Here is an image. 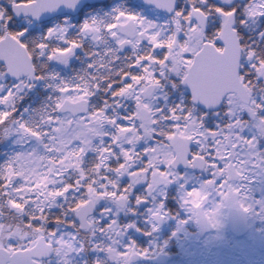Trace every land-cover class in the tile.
Returning a JSON list of instances; mask_svg holds the SVG:
<instances>
[{"label": "snow or ice", "instance_id": "6c2138e0", "mask_svg": "<svg viewBox=\"0 0 264 264\" xmlns=\"http://www.w3.org/2000/svg\"><path fill=\"white\" fill-rule=\"evenodd\" d=\"M140 4L0 0V143L20 146L0 164V264H137L153 253L121 214L145 208L152 236L173 186L204 227L264 219L247 187L264 179V0ZM38 84L51 94L17 118Z\"/></svg>", "mask_w": 264, "mask_h": 264}, {"label": "rangeland", "instance_id": "374dc122", "mask_svg": "<svg viewBox=\"0 0 264 264\" xmlns=\"http://www.w3.org/2000/svg\"><path fill=\"white\" fill-rule=\"evenodd\" d=\"M73 65H75L74 61ZM82 67L80 66V68ZM72 69L56 66V70L60 71L64 77H71L74 74V71H70ZM32 114L27 115L25 120L29 119ZM19 148L20 146L15 144L14 137L11 144L1 149L0 164L5 163ZM263 182L264 179L258 178L254 183L247 185L252 201H264V184H261ZM184 213L187 215V220L193 222L190 227H196L199 233L189 236L183 227L174 224L175 235L172 236L176 238L179 252L177 253L178 257L167 264H264V219L261 217L248 216V233L242 238L235 239L227 231L226 209L222 211L220 217L221 226L212 228L209 233H204L199 224L190 219L186 212ZM168 225L170 224L163 225L159 231H164ZM159 253H154L149 257H154Z\"/></svg>", "mask_w": 264, "mask_h": 264}, {"label": "trees", "instance_id": "16d2710c", "mask_svg": "<svg viewBox=\"0 0 264 264\" xmlns=\"http://www.w3.org/2000/svg\"><path fill=\"white\" fill-rule=\"evenodd\" d=\"M81 57H82V54H81ZM74 62H75V65H73L72 68L78 71L82 64L79 60H74ZM73 69L70 71L72 72ZM48 95H49V91L45 90L43 85L38 84L36 89H34L33 92L29 93L28 96L24 100H22L20 104L18 105V111L16 113L17 118H19L23 114V118L25 119L27 115L33 113L35 109L41 106V103ZM25 109H28V112H25ZM13 138L3 143H0V154H1L2 148L12 143ZM196 176H199V175H196ZM261 184H264V182ZM171 192H172V199L168 202V205H167V210L170 212V218L164 223H162L160 227H162L165 224L166 225L170 224V225H168L165 228V230L162 232L158 231L157 233H154L152 236H145L143 234L146 231H150V225L145 223L147 219V213H146L145 208L137 209L136 216H124V214H121V220L124 223L135 222L137 226L142 229L141 232H135V231L130 232L126 236L125 240L135 241L136 245L139 248H147V249H150L151 252H154V253L161 252V253L167 254L169 256L168 262L175 260L178 257L177 253L179 252L176 238L172 236L173 235L172 233H175L174 224L180 225L181 220L188 219L187 215L179 207L178 198L176 195V189L174 186L171 189ZM136 194H140L139 186H138ZM191 223L193 224L192 221H188L186 224H184L183 230L187 232L189 236L198 235L199 230L196 227H193V226L190 227ZM160 249H162V251H160ZM150 258L151 257H148L147 259H145V262H142L139 264H153L149 262Z\"/></svg>", "mask_w": 264, "mask_h": 264}, {"label": "water", "instance_id": "95a60500", "mask_svg": "<svg viewBox=\"0 0 264 264\" xmlns=\"http://www.w3.org/2000/svg\"><path fill=\"white\" fill-rule=\"evenodd\" d=\"M105 1L106 0H83V3L85 5V4H94V3H104ZM137 2L140 4V0H137ZM195 174H199V173H195ZM199 226L204 233H209L212 230V228L204 227L201 224H199ZM226 227L228 233L233 238L235 239L242 238L248 233V216L241 215L235 209L226 208ZM168 260H169V256L162 253H159L150 259L151 262L157 264H165L168 262ZM144 261L145 259H142L137 263H142Z\"/></svg>", "mask_w": 264, "mask_h": 264}, {"label": "flooded vegetation", "instance_id": "af4514ba", "mask_svg": "<svg viewBox=\"0 0 264 264\" xmlns=\"http://www.w3.org/2000/svg\"><path fill=\"white\" fill-rule=\"evenodd\" d=\"M117 5L132 6L136 11H142V6L137 2V0H132V3H129V0H106L104 3H94V4H85V10L88 13L93 15L103 14L109 12L112 7ZM87 18V16H77V19ZM83 66V65H81Z\"/></svg>", "mask_w": 264, "mask_h": 264}]
</instances>
